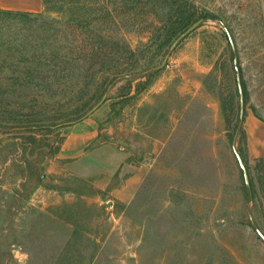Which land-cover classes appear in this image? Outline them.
Instances as JSON below:
<instances>
[{
    "label": "rangeland",
    "instance_id": "obj_1",
    "mask_svg": "<svg viewBox=\"0 0 264 264\" xmlns=\"http://www.w3.org/2000/svg\"><path fill=\"white\" fill-rule=\"evenodd\" d=\"M180 1L186 10L172 22L161 10L169 24L158 30L153 15L106 16L111 0H47L42 12L0 13V264H264V158H247L243 126L248 113L264 119V0ZM116 18L114 39L135 54L108 63L129 61L138 76L157 70L130 93L125 80L111 81L117 67L86 76L65 62L82 54L78 39L103 41L102 29L117 30ZM211 72L215 92L205 84ZM88 118L100 140L145 167L129 202L62 168L64 138Z\"/></svg>",
    "mask_w": 264,
    "mask_h": 264
},
{
    "label": "crops",
    "instance_id": "obj_2",
    "mask_svg": "<svg viewBox=\"0 0 264 264\" xmlns=\"http://www.w3.org/2000/svg\"><path fill=\"white\" fill-rule=\"evenodd\" d=\"M0 8L13 11L42 12L45 0H0ZM137 120V117H134ZM247 135V158L264 157V119L254 112L248 113L243 123ZM98 123L85 119L64 138L58 158L64 160L63 170L78 174L109 192L120 202H129L134 196L144 165L127 162L128 153L116 141L100 140ZM130 170L117 186L111 187L116 174Z\"/></svg>",
    "mask_w": 264,
    "mask_h": 264
},
{
    "label": "trees",
    "instance_id": "obj_3",
    "mask_svg": "<svg viewBox=\"0 0 264 264\" xmlns=\"http://www.w3.org/2000/svg\"><path fill=\"white\" fill-rule=\"evenodd\" d=\"M111 2L114 4L113 7L110 6V3H107L106 5L103 4L102 10L105 12L104 14L107 16L115 15V13L119 14H125L126 18L128 20H140L143 18H149L151 15L155 17V20H158V23H161V27L156 26V30L163 28L162 25H168L169 21L164 20L161 18L163 15V12L161 10L168 9V15L170 16V22H172V19L174 16H176V13L179 12L180 9L186 10L184 8V5L181 4L180 0H111ZM45 4H47V0H45ZM136 10V13L133 11ZM24 11H13V10H5L0 8V13H8V14H20ZM131 12V13H130ZM27 13V12H26ZM135 14V15H134ZM138 18H137V17ZM204 16V15H203ZM206 16V15H205ZM117 17V16H116ZM81 21V20H80ZM114 25L117 28L113 29L109 33L106 31L100 33L101 36H99L103 41H98L97 39L94 40H88V38H81L77 40V43L75 44V49H78L82 52V54H76L72 58H68L65 62L69 65V70L71 73H75L78 71L80 75L82 73L84 75H94L97 72L103 71L106 67H108L107 71L111 70L110 67H117L118 69L115 70L114 77L111 79V81H114L117 78H120L119 81L125 80L128 84L129 93L131 92V89L133 87V82L135 80H138L139 78H146L151 76L153 72H157V70L153 72H146L141 76H138L134 73V68L132 67V64L129 63V61H123V65H112L113 63H108L110 60H120V59H126L124 58L125 55H134L135 50L134 48L127 42L123 45L114 39L113 34H119L122 33V28H120L119 20L116 18L113 20ZM183 26H186V23L183 24ZM105 33V35H103ZM108 33V35H107ZM105 39V40H104ZM84 50H90L91 52H88V54H85ZM131 60V59H130ZM121 61V60H120ZM145 70V69H143ZM71 75V74H70ZM38 79L48 78L43 76L42 74L35 75ZM17 78V77H16ZM20 78V77H18ZM212 79V80H211ZM18 80V79H17ZM31 79H24L23 82L31 83ZM206 80V86L208 87L212 92H215L213 89V84L215 83V78L213 76V72L207 75L205 78ZM19 81V80H18ZM1 82V81H0ZM221 98L222 107L224 108V99ZM236 129L237 130H243L242 124H240L239 119L236 121ZM245 132V131H244ZM244 162L247 161L246 156L243 153V150H239ZM264 158V157H261ZM260 159V158H259ZM247 166V165H246ZM249 171V170H248Z\"/></svg>",
    "mask_w": 264,
    "mask_h": 264
},
{
    "label": "water",
    "instance_id": "obj_4",
    "mask_svg": "<svg viewBox=\"0 0 264 264\" xmlns=\"http://www.w3.org/2000/svg\"><path fill=\"white\" fill-rule=\"evenodd\" d=\"M202 22V19H199L197 20L196 22H194L188 29H186L175 41L174 43L172 44L171 48H170V51L168 52V54L166 55L163 63L156 67L155 69H160L162 68L164 65H166V62L168 60V57L171 53V51L178 45V43L184 39L187 35H189L192 31H194L199 25L200 23ZM229 39H230V42L232 44V47L233 49H235V46H234V42H233V39L232 37L230 36L229 34ZM234 62H235V69L237 71V82H238V89H239V96H240V122H243L244 120V112H245V94H244V90H243V85H242V77H241V73H240V70H239V66H238V59L235 58L234 59ZM106 94L102 97V99L84 116V117H87L88 115H90L93 111H95L96 109H98L105 101L106 99ZM235 153H236V156H237V159H238V162L240 164V167L243 169V172H244V177H245V181L247 184H249V174H248V170H247V166L244 162V159L242 157V155L240 154V152L235 148ZM260 236L263 238L264 240V233H262V231L258 230Z\"/></svg>",
    "mask_w": 264,
    "mask_h": 264
}]
</instances>
